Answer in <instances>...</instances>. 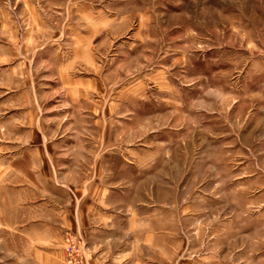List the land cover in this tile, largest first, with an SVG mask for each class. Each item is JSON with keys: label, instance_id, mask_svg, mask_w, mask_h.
Returning a JSON list of instances; mask_svg holds the SVG:
<instances>
[{"label": "crops", "instance_id": "0c3cea01", "mask_svg": "<svg viewBox=\"0 0 264 264\" xmlns=\"http://www.w3.org/2000/svg\"><path fill=\"white\" fill-rule=\"evenodd\" d=\"M93 1L70 0L62 14L64 0H12L17 13L0 0V38L6 39L0 44V243L21 248L38 264H64L66 231L80 232L93 264H163V242L173 246L174 232L172 223L164 224V210L178 205V191L164 197L169 175L163 165L179 164L173 136L185 113L178 104L182 95L167 83L158 86L162 104L149 111V121L142 110L108 107L113 95L102 87L110 77L100 76L106 62L99 58L108 44L99 41L114 32L115 23ZM60 12L70 45L65 60L66 47L50 44L63 38L49 33L48 21ZM77 69L88 75H77ZM218 95L222 100V89ZM56 99L91 104L73 109L79 118L68 120L58 110L62 115L55 120L57 115L43 111V101ZM258 113L253 115H263ZM259 120L253 122L256 135L264 126ZM142 165H158L153 180ZM163 227L170 228V237L164 238Z\"/></svg>", "mask_w": 264, "mask_h": 264}, {"label": "rangeland", "instance_id": "374dc122", "mask_svg": "<svg viewBox=\"0 0 264 264\" xmlns=\"http://www.w3.org/2000/svg\"><path fill=\"white\" fill-rule=\"evenodd\" d=\"M64 1L62 14L70 0ZM1 2L10 12L19 10L12 0ZM91 3L115 23L114 32L99 41L108 44L99 54L100 61L106 62L100 76L110 77L102 87L113 95L108 107L142 110L149 121V111L162 104L158 86L167 83L182 95L178 104L185 113L173 136L179 164L163 165L169 175L163 181L168 191L164 197L170 200V190L178 191V205L164 210V224L172 223L174 232L173 246L163 242V264H264V126L258 135L252 133L257 117L264 122V0ZM61 12L60 17L47 20L53 28L49 33L63 37L50 44L66 47L61 57L65 60L70 45L64 41L67 25ZM17 26L24 32L22 23ZM5 42L0 38L1 45ZM76 73L88 75L84 69ZM105 103L100 102V107ZM86 104L91 102L78 107L70 101L45 100L43 111L59 120L58 110H63L70 120L71 115H79L73 109L84 110ZM256 109L263 115H253ZM208 110L215 113L207 114ZM71 152L78 156L77 144ZM162 155L169 156L170 150L164 149ZM146 166L148 181L153 180L158 165L141 167ZM170 234V228L163 227L164 238ZM16 248L0 243V264H38L26 259L21 248H17V261ZM88 253L93 264V252L88 249Z\"/></svg>", "mask_w": 264, "mask_h": 264}, {"label": "built area", "instance_id": "2783aa9c", "mask_svg": "<svg viewBox=\"0 0 264 264\" xmlns=\"http://www.w3.org/2000/svg\"><path fill=\"white\" fill-rule=\"evenodd\" d=\"M64 254L67 264H90V255L83 235L69 232L65 236Z\"/></svg>", "mask_w": 264, "mask_h": 264}]
</instances>
